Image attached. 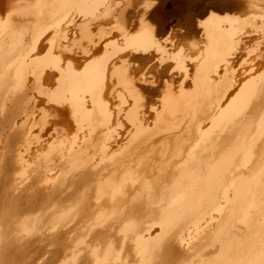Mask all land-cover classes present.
<instances>
[{"label": "bare ground", "instance_id": "6f19581e", "mask_svg": "<svg viewBox=\"0 0 264 264\" xmlns=\"http://www.w3.org/2000/svg\"><path fill=\"white\" fill-rule=\"evenodd\" d=\"M0 264H264V0H0Z\"/></svg>", "mask_w": 264, "mask_h": 264}, {"label": "rangeland", "instance_id": "374dc122", "mask_svg": "<svg viewBox=\"0 0 264 264\" xmlns=\"http://www.w3.org/2000/svg\"><path fill=\"white\" fill-rule=\"evenodd\" d=\"M219 1V3H222V2H224V1H229V0H218ZM157 4V3H156ZM161 11V12H160ZM163 12V13H162ZM166 13V14H165ZM164 14V15H163ZM166 15V16H165ZM158 16L160 17L159 19H161V18H163L164 20H165V22L167 21V24L164 22V20L163 19H161V20H163V22L162 21H160V22H162L163 24H165V25H176L177 23H179V20H178V18L177 17H175L174 15H168V13L165 11V10H159V12H158ZM169 16V17H168ZM166 17V18H165ZM167 18H168V20H167ZM170 18H172V19H170ZM173 20V22H170L169 23V21H172ZM178 20V21H177ZM176 22V24H175V22Z\"/></svg>", "mask_w": 264, "mask_h": 264}]
</instances>
